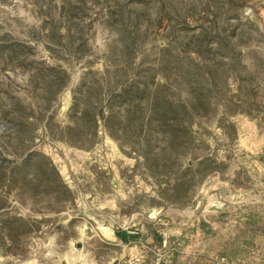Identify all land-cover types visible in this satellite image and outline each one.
I'll list each match as a JSON object with an SVG mask.
<instances>
[{
  "label": "rangeland",
  "instance_id": "1",
  "mask_svg": "<svg viewBox=\"0 0 264 264\" xmlns=\"http://www.w3.org/2000/svg\"><path fill=\"white\" fill-rule=\"evenodd\" d=\"M95 73L105 87L141 76L173 103L171 122L188 105L187 152L145 164L124 120L112 133L101 122L86 147L66 142L74 97ZM49 80L67 84L49 97L53 127L30 114L41 118L32 150L71 191L22 195L0 170V264H114L124 232L144 264H264V0H0V118L16 98L42 104ZM4 125L0 152L13 157Z\"/></svg>",
  "mask_w": 264,
  "mask_h": 264
},
{
  "label": "trees",
  "instance_id": "2",
  "mask_svg": "<svg viewBox=\"0 0 264 264\" xmlns=\"http://www.w3.org/2000/svg\"><path fill=\"white\" fill-rule=\"evenodd\" d=\"M48 69L66 74L63 68L56 66L48 65ZM107 73L106 76L111 78L110 71L107 70ZM98 75L99 73H95L91 80L89 78L74 97L70 121L62 129V135L66 142L73 146L86 147V144H91L96 140L101 122L111 131L116 128V121L124 120L129 127L133 123L136 125L137 129H134L137 130L138 139L134 144L142 150L145 164H149V161L152 162L156 158L163 159L161 155L169 156V151L173 155L178 149L177 157L181 156V152L182 154L187 152L186 142L190 132L183 133V131L189 128L192 121L188 112L186 113L188 105L183 104L182 109L184 110L179 114L175 112L176 116L172 118L171 122L168 120L167 114L170 111L167 108H170L173 103H169L166 108L165 102L157 94L148 92L146 81L141 76L136 75V78L127 79L124 82L116 81L114 83L112 81L110 86L105 87L102 82L106 76ZM118 76L122 78L125 75ZM66 84L67 80L63 81L55 91L54 80H49L42 89L44 96L42 104L38 102L25 105L16 98L11 101L9 107H6L7 111L2 110L3 117L0 118V123L5 121L4 127L12 129V133L15 134L12 142L16 143V146L11 150L13 157H8L0 152L2 186H14L22 192V195L29 189L42 185L47 186V184L58 187L60 191H71L52 159L41 151L32 150L36 130L34 121L41 118H34L33 115H30L39 112L42 118L46 119L47 129L53 127L55 125L54 116L45 115L51 109L50 104L53 102L49 97L56 96L54 103H57V95ZM103 87L107 90L105 91ZM105 108L108 109V113H105ZM163 127L167 131H164ZM177 182V185L185 184V182ZM12 218L23 232L24 230L29 231L34 223L31 219L21 216ZM8 232L11 235L10 239H14L12 229L9 228Z\"/></svg>",
  "mask_w": 264,
  "mask_h": 264
},
{
  "label": "crops",
  "instance_id": "3",
  "mask_svg": "<svg viewBox=\"0 0 264 264\" xmlns=\"http://www.w3.org/2000/svg\"><path fill=\"white\" fill-rule=\"evenodd\" d=\"M127 233H119V236H116V245H122L123 248L120 258L113 259L114 264H134L135 262V264H144V255H133V248L129 247L131 241L128 240Z\"/></svg>",
  "mask_w": 264,
  "mask_h": 264
}]
</instances>
